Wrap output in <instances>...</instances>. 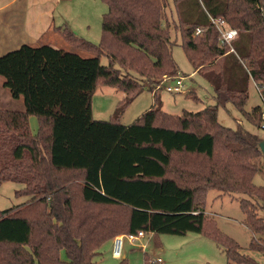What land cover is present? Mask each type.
I'll return each instance as SVG.
<instances>
[{
  "label": "trees",
  "instance_id": "1",
  "mask_svg": "<svg viewBox=\"0 0 264 264\" xmlns=\"http://www.w3.org/2000/svg\"><path fill=\"white\" fill-rule=\"evenodd\" d=\"M171 1L172 24L166 18ZM171 1L105 0L99 45L62 29L70 51L23 45L0 56L2 87L26 109H0V185L14 183L16 197L27 198L0 210V264H94L106 243L134 232L135 211L199 216L212 190L254 199H242L240 207L254 235L249 248L264 254V204H256L264 202V187L254 184L261 140L218 121V108L232 103L261 125L264 109L247 112L245 106L251 80L264 104V0H201L204 10L198 0ZM211 19L237 30L234 52L221 46ZM199 27L204 32L195 36ZM173 33L195 72L211 84L215 105L170 115L149 88L154 105L123 124L120 117L143 92V81L161 89L163 77L179 75ZM100 85L127 94L111 120L93 118ZM30 116L40 124L35 134ZM200 233L231 261L257 264L213 219L203 217Z\"/></svg>",
  "mask_w": 264,
  "mask_h": 264
},
{
  "label": "rangeland",
  "instance_id": "2",
  "mask_svg": "<svg viewBox=\"0 0 264 264\" xmlns=\"http://www.w3.org/2000/svg\"><path fill=\"white\" fill-rule=\"evenodd\" d=\"M191 1L195 3L197 0ZM198 1L204 10L201 0ZM107 12L108 7L105 0H67L66 8L63 11L65 16L58 24H62L65 27L63 29L74 32L78 38L99 45L103 39L102 24ZM166 18L171 24L177 20L176 9L172 1L170 8L167 9ZM60 38L58 46L52 45V47L70 51L72 45L64 39L62 33ZM173 38L178 40L177 45L173 48V58L179 75L163 77L159 83L161 85V89H159L157 83L143 81L135 72H131L133 78L143 81L141 86L144 90L125 107L124 113L120 117L123 124L133 123L154 105V95L149 88H154L157 91L162 110L170 115L181 116L184 111L197 113L215 105L214 90L211 84L204 75L195 72V68L181 44L180 36L173 33ZM77 53L83 57L90 56L83 51ZM3 54L0 53V56ZM101 63L107 66L108 58L103 56ZM179 77H183L182 92H167L165 88L169 84L168 82ZM3 82L4 78L0 76V84ZM2 91L5 95H9L8 90L3 88ZM126 96L127 94L118 88L107 85L98 86L91 102L93 118L95 120H111L115 116L117 107ZM0 103H2L0 105L5 104V97L2 94H0ZM256 107L264 109V104L255 83L251 80L249 82V100L245 110L251 112ZM218 121L223 126L234 130L241 126L264 141V119L262 120L261 117V125L258 127L250 122L232 103L218 108ZM254 162L258 169L254 184L264 187V156ZM17 189L18 187L11 182L0 185V210L16 207L24 203L23 201H27V198L16 197ZM242 199L254 201L244 194H223L212 190L207 195L205 212L199 216L191 214L163 215L135 211L132 224L135 229L133 234L143 231L146 236L135 241L134 244L125 239L121 258L113 255V240L106 243L96 256L94 264H120L123 260H126L127 264H159L153 262L157 259L163 261L160 264H237L231 261L215 242L200 233L203 217L213 219L216 227L224 235L234 239L241 246L243 254L252 258L257 264H264V254L249 248L254 235L245 226L246 215L240 207ZM256 204L262 207L264 202L258 201ZM260 214L264 215L263 212ZM256 240L259 241V236ZM259 243L264 245L262 240ZM144 244L146 247L143 249Z\"/></svg>",
  "mask_w": 264,
  "mask_h": 264
},
{
  "label": "crops",
  "instance_id": "3",
  "mask_svg": "<svg viewBox=\"0 0 264 264\" xmlns=\"http://www.w3.org/2000/svg\"><path fill=\"white\" fill-rule=\"evenodd\" d=\"M66 3L67 0H0V53L6 54L23 45L58 46L65 28L58 23L65 16ZM2 89L0 84V94L5 97V104L0 105V109L26 110L21 100L13 99L10 93L5 95ZM29 125L32 132L37 133L40 126L37 117L30 116Z\"/></svg>",
  "mask_w": 264,
  "mask_h": 264
},
{
  "label": "built area",
  "instance_id": "4",
  "mask_svg": "<svg viewBox=\"0 0 264 264\" xmlns=\"http://www.w3.org/2000/svg\"><path fill=\"white\" fill-rule=\"evenodd\" d=\"M212 24L215 26L217 31L219 32V40L221 46H229L230 47V52H234V49L231 47V42L236 39L238 36V32L235 29L230 28L224 20L222 19H211ZM204 29L203 28H197L195 32V36L203 34ZM167 82V81H166ZM166 86L167 92L170 93H181L183 89V77L179 78H174ZM262 120L264 119V113L262 114ZM146 235L143 231L138 232V234H127V235H120L117 236L113 239V255L117 258L122 257V247H123V242L125 239H128L129 242L135 243V241H138L141 238H144ZM143 249L146 247V244H144ZM155 263H163L161 259L153 260Z\"/></svg>",
  "mask_w": 264,
  "mask_h": 264
},
{
  "label": "water",
  "instance_id": "5",
  "mask_svg": "<svg viewBox=\"0 0 264 264\" xmlns=\"http://www.w3.org/2000/svg\"><path fill=\"white\" fill-rule=\"evenodd\" d=\"M259 148H260V150H261V152H262V154H263V156H264V141H261V142L259 143Z\"/></svg>",
  "mask_w": 264,
  "mask_h": 264
}]
</instances>
